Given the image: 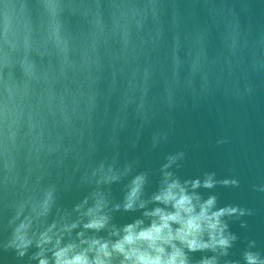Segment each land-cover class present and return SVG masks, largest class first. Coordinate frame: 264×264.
<instances>
[{
    "label": "water",
    "instance_id": "water-1",
    "mask_svg": "<svg viewBox=\"0 0 264 264\" xmlns=\"http://www.w3.org/2000/svg\"><path fill=\"white\" fill-rule=\"evenodd\" d=\"M0 264H264V0H0Z\"/></svg>",
    "mask_w": 264,
    "mask_h": 264
},
{
    "label": "clouds",
    "instance_id": "clouds-1",
    "mask_svg": "<svg viewBox=\"0 0 264 264\" xmlns=\"http://www.w3.org/2000/svg\"><path fill=\"white\" fill-rule=\"evenodd\" d=\"M251 259V258H250Z\"/></svg>",
    "mask_w": 264,
    "mask_h": 264
}]
</instances>
